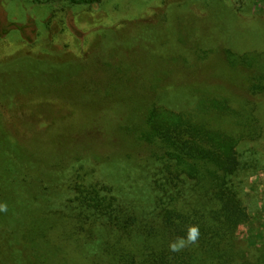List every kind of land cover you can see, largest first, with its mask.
Returning a JSON list of instances; mask_svg holds the SVG:
<instances>
[{"label": "trees", "instance_id": "1", "mask_svg": "<svg viewBox=\"0 0 264 264\" xmlns=\"http://www.w3.org/2000/svg\"><path fill=\"white\" fill-rule=\"evenodd\" d=\"M59 1L70 9L102 5L107 0ZM164 17L160 21H129L123 28H111L100 40L109 44L112 40L109 34H122L131 27L145 31V36L131 32V36L145 42H152L158 34L165 38L173 36L174 27ZM181 19L177 24L182 29V38L186 44L195 45L191 54L178 62L180 58L176 54L164 53L163 42L158 48L162 53L160 78L141 80L132 74L129 66L101 62L104 67L100 74L103 79L99 85L100 94L108 100L120 102L126 99L129 102L122 112L112 115L111 121L97 127L87 126L82 120L86 117L79 103L74 102L75 96L68 102L56 97L32 100L33 105H48L46 112L50 114L49 106L61 105L68 111L54 120L45 117L34 125L36 130H41L54 122V134L74 138L65 152L49 151L41 146L31 147L33 151H30L25 147L36 161L42 162L45 169L55 175L78 174V177L71 176V198L53 214L63 216L73 224L79 254L50 253L43 238L31 230L23 236L32 250L27 264H264V246L251 237L239 235L241 226H250L254 220L245 203L247 189L251 188L246 182L247 176L242 175L262 165L255 164L238 151L243 138H237L232 132L212 129L203 120H196L194 113L175 111L164 102L165 92L171 89L168 78L172 74L177 79L174 82H178L184 92L182 97L190 100L198 91L194 88L205 86L216 75H211L212 71L217 70L224 82L239 88V93L264 98V51L240 54L227 48L217 49L218 46L203 49L207 39L200 36L195 24L197 19L192 15ZM92 49L81 57L67 55L65 63L73 67L91 63L94 61ZM218 56H223L219 62ZM27 58L46 62L51 57L28 55ZM57 66L63 65H52ZM97 87L84 88V93L92 96ZM4 103L9 110L8 103L1 104ZM206 108L207 102L201 101L198 111ZM258 127L262 137L264 129L261 124ZM256 137H259L258 133ZM90 149L104 151L117 159V167L109 177L118 183L123 180L124 172L131 170L127 164H122L123 158L133 167L140 161L139 166L149 178L148 187L132 181L122 193L102 176L88 178L84 154ZM9 202V199L0 202L7 204V212H0V221L9 222L23 215L35 219L33 211L39 209L36 202L24 198L11 205ZM190 224L199 226L198 243L177 253L170 252L169 243L184 236ZM15 232L12 227H6L2 235L9 237ZM95 246L112 260L108 263L95 258ZM23 249V244L19 249H9L0 256V264L25 263L21 254Z\"/></svg>", "mask_w": 264, "mask_h": 264}, {"label": "rangeland", "instance_id": "2", "mask_svg": "<svg viewBox=\"0 0 264 264\" xmlns=\"http://www.w3.org/2000/svg\"><path fill=\"white\" fill-rule=\"evenodd\" d=\"M39 1L0 0V102L9 106L7 110V104L0 103V202L9 199L11 205L24 198L39 205V209L33 211L34 220L23 215L9 222L0 221V256L9 249L21 248L23 244L26 249L21 253L25 260L23 264H27L32 256L23 237L31 230L43 238L45 248L52 254H79L73 224L69 219L53 214L71 198V176L78 177V174L55 175L45 169L42 162L36 161L25 147L41 146L49 151L65 152L74 138L54 134V122L41 130H36L34 125L45 117L54 120L68 111L56 105L48 107L52 114L47 113L45 106L48 105H33L34 98L56 97L68 102L75 96L74 102L79 103L86 117L82 120L87 126L97 127L111 121L112 115L122 112L129 102L126 99L120 102L108 100L100 94L104 67L101 62L129 66L132 74L141 80L160 78L162 53L158 48L163 42L164 53L176 54L180 58L178 62L191 54L195 44L185 43L182 29L177 24L188 15L197 19L195 24L200 36L207 39L203 49L218 46L217 49L227 48L240 54L264 51V0H107L102 5L70 9L59 0ZM163 16L174 27L173 36L165 38L158 34L152 42H145L131 36L132 31L145 36V31L131 27L122 34H109L112 39L109 44L100 40L111 28H123L129 21H160ZM91 49V58L94 59L91 63L76 67L65 63L67 55L81 57ZM28 55L51 58H46L49 60L46 62H35L29 60ZM222 58L218 56L216 60L219 62ZM56 63L65 67H52ZM213 74L215 77L205 86L194 88L198 91L190 100L182 97L184 92L178 82H174L177 79L172 74L168 78L171 89L165 92L164 102L175 111L194 113L196 120H203L212 129L232 132L237 138H243L238 151L255 164L262 165L242 175L247 176L246 182L251 188L247 189L245 203L254 220L250 226H241L239 235L241 238L251 237L264 246V134L260 136L258 127L261 124L264 129V98L239 93V88L223 81L219 70L212 71ZM96 85L97 91L92 96L84 93V88ZM201 101L207 102V108L198 111ZM257 133L259 137H256ZM84 156L88 178L102 176L118 192L125 193L132 181L149 185L147 173L139 166L140 161L133 167L123 158L122 164H127L131 170L125 171L123 180L118 183L109 177L117 167L116 158L93 149L86 151ZM5 225L16 232L9 237L3 236ZM99 249L95 246V258L109 263L112 259ZM12 264L22 263L14 261Z\"/></svg>", "mask_w": 264, "mask_h": 264}, {"label": "clouds", "instance_id": "3", "mask_svg": "<svg viewBox=\"0 0 264 264\" xmlns=\"http://www.w3.org/2000/svg\"><path fill=\"white\" fill-rule=\"evenodd\" d=\"M0 212H7V204H0ZM200 229L198 225L190 224L185 229L184 236H178L169 243V251L177 253L198 243Z\"/></svg>", "mask_w": 264, "mask_h": 264}]
</instances>
